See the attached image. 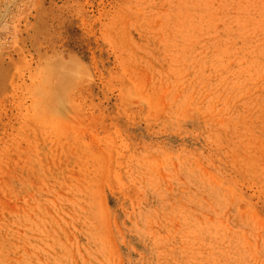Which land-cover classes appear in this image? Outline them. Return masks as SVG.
Segmentation results:
<instances>
[{
    "label": "rangeland",
    "instance_id": "obj_1",
    "mask_svg": "<svg viewBox=\"0 0 264 264\" xmlns=\"http://www.w3.org/2000/svg\"><path fill=\"white\" fill-rule=\"evenodd\" d=\"M0 264H264V0H0Z\"/></svg>",
    "mask_w": 264,
    "mask_h": 264
}]
</instances>
